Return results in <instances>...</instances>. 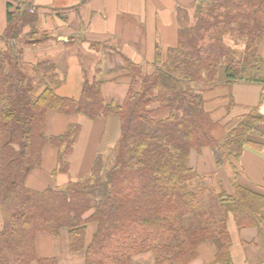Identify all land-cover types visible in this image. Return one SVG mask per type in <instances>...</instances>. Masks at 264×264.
<instances>
[{"label":"trees","instance_id":"obj_1","mask_svg":"<svg viewBox=\"0 0 264 264\" xmlns=\"http://www.w3.org/2000/svg\"><path fill=\"white\" fill-rule=\"evenodd\" d=\"M25 6L9 12L0 36V264H57L39 258L37 235L59 237L68 229L71 250L81 252L89 223L97 231L86 264H132L144 253L155 264H192L205 244L215 247L216 264H234L231 219L238 230L264 231V195L238 182L245 149L264 152L248 140L263 117L249 113L222 125L206 95L220 87L223 66L230 81L264 83V0H198L194 23L175 47L157 49L153 64L126 59L130 88L121 105L105 101L100 81H85L78 99L61 97L64 80L52 60L25 62L16 40L35 47L53 38ZM50 113L91 121L116 116L120 136L110 165L100 154L84 180L38 192L26 182L46 147L57 151L58 171L67 172L81 133L72 125L48 137ZM205 149L218 170L209 177L191 165ZM225 168L232 192L220 173Z\"/></svg>","mask_w":264,"mask_h":264},{"label":"crops","instance_id":"obj_2","mask_svg":"<svg viewBox=\"0 0 264 264\" xmlns=\"http://www.w3.org/2000/svg\"><path fill=\"white\" fill-rule=\"evenodd\" d=\"M197 2L198 0H0V36L6 32L9 12L26 5L23 9L31 13L36 11L40 16L41 29L53 38L35 47L25 46L24 37L16 40L19 48L24 50L25 62L50 59L56 66L60 64L67 76L57 90L61 97L78 99L85 81H100L103 83L105 101L121 105L130 88L128 79L123 76L126 59L138 64H153L157 49L166 52L175 47L180 31L194 23ZM226 42L238 51L244 49V45L235 44L231 39ZM260 55L264 57V41ZM92 64L105 65L94 67ZM89 65L94 70L92 80L87 72ZM218 84L220 87L209 90L206 95L209 111L214 113L216 119L221 120L222 125L249 113L261 115L263 121L254 128L248 140L253 144L264 145V83L230 81L226 66H223L219 72ZM108 95L112 101L108 100ZM72 125H79L81 133L75 151L67 157L69 170L58 171V153L48 146L43 152L41 167L26 182L29 189L43 192L84 180L89 176L97 157L114 150L120 136L116 116L91 121L82 115L67 117L56 113H50L47 117L46 135H63ZM223 132L219 128L217 136ZM205 159H209L211 163L204 166ZM213 161L212 152L205 149L197 162L196 156H192L191 165L201 176L209 177L218 172L212 167L215 163ZM240 165L244 173L239 180L246 179L261 189L264 152L252 146L247 147ZM222 179L224 180L223 177ZM225 185L229 191L226 182ZM92 213H88L85 218H89ZM96 231L97 224L87 225L86 248L81 252L71 250L68 229H62L59 237L39 234L36 237L38 256L55 259L57 264H86V249L92 243ZM229 231L233 241L231 254L234 264H264V231L260 232L256 228L238 230L233 220L229 223ZM253 239L257 242L255 247L250 245ZM215 252V247L210 244L201 246L199 258L192 264H216ZM132 264H155V256L152 253L137 255Z\"/></svg>","mask_w":264,"mask_h":264},{"label":"rangeland","instance_id":"obj_3","mask_svg":"<svg viewBox=\"0 0 264 264\" xmlns=\"http://www.w3.org/2000/svg\"><path fill=\"white\" fill-rule=\"evenodd\" d=\"M198 3V2H197ZM196 14V13H195ZM92 65H94V67L96 66V67H103L105 64H101V66H99L98 64H92ZM57 67H58V73H59V75H60V77H61V79L62 80H65V79H67V76H66V74H65V72L61 69V65L60 64H57ZM87 72H88V76H89V79L90 80H92V76L94 75V70H93V68L89 65L88 66V69H87ZM118 89L119 88H121V86L120 87H117ZM125 91V90H124ZM108 97V100L109 101H112L109 97V95L107 96ZM123 98H124V96L122 95V100H123ZM114 99V98H113ZM117 100V99H116ZM122 100H119V101H122ZM208 151H211L210 149H208ZM212 152V151H211ZM213 154V153H212ZM193 155H195L196 156V162L198 161V159L202 156V154L201 155H198V154H196V153H194ZM113 156H114V150H112V151H110L108 154H106L104 157V161L106 162L105 164H107V165H110V163H111V161H112V159H113ZM213 160H214V157H213ZM214 162V161H213ZM203 163L205 164L204 166H206V165H209V163H211L210 162V160L209 159H205L204 161H203ZM211 167V166H210ZM212 167H213V169H215V172L217 171V166H216V164L214 163V164H212ZM221 176L224 178V180H225V182H226V184H227V186H228V188H229V192H232V188H231V185H230V176H231V170H230V168H225V169H223V170H221ZM246 179H240L238 182L240 183V184H243V185H245V186H248V187H251V188H253V189H255V190H257V191H259V192H261V193H264V190H261L260 188H258V187H256L254 184H252L251 182H248L247 180L245 181ZM232 220V219H231ZM90 226H94V225H90ZM94 233V232H93ZM257 242H255V240L253 239L252 240V242H251V244L250 245H252V246H256L255 244H256ZM147 254H151V253H147ZM198 264H201V262L200 263H198Z\"/></svg>","mask_w":264,"mask_h":264}]
</instances>
